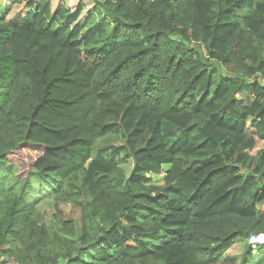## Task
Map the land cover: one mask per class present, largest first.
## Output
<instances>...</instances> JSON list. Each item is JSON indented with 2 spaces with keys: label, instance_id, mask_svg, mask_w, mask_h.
Here are the masks:
<instances>
[{
  "label": "trees",
  "instance_id": "16d2710c",
  "mask_svg": "<svg viewBox=\"0 0 264 264\" xmlns=\"http://www.w3.org/2000/svg\"><path fill=\"white\" fill-rule=\"evenodd\" d=\"M51 4L0 18V264H264V0Z\"/></svg>",
  "mask_w": 264,
  "mask_h": 264
},
{
  "label": "rangeland",
  "instance_id": "374dc122",
  "mask_svg": "<svg viewBox=\"0 0 264 264\" xmlns=\"http://www.w3.org/2000/svg\"><path fill=\"white\" fill-rule=\"evenodd\" d=\"M16 0H0V18L12 17L14 14L25 12L26 3L29 0H23L22 3H15ZM34 1V0H33ZM104 0H51V10L52 12H57L60 10V2L65 3L71 9H75L77 4L80 5V14L77 17V21L80 22L83 29L88 25L98 21L102 16V7L100 3ZM50 24L52 28H55L59 23L50 18ZM221 70V68H220ZM225 69L222 67V72ZM264 142L256 140L255 147L249 151L250 154H254L257 150L262 148ZM39 153L32 149L23 148L22 150L14 153L12 155L13 164L18 167V172H20L23 167L27 166L30 160L34 159ZM132 162H127L122 164L124 170L128 172L131 168ZM163 171V169L161 170ZM163 172H154L145 175L144 179L148 183H159L162 179ZM39 211L41 213L42 222L46 225L48 231L53 236L57 237L63 241H70L73 243H78L80 240V210L79 208L71 202H56L54 203L52 199L44 198L38 205ZM57 215V218L54 217ZM101 226H106L102 215L98 217ZM70 222L69 225L64 226L63 223ZM255 247V246H252ZM255 257L260 254L257 251L252 252ZM262 253H264L262 251ZM260 257L259 261L263 259ZM264 261V260H263ZM8 264H12L9 262Z\"/></svg>",
  "mask_w": 264,
  "mask_h": 264
},
{
  "label": "built area",
  "instance_id": "2783aa9c",
  "mask_svg": "<svg viewBox=\"0 0 264 264\" xmlns=\"http://www.w3.org/2000/svg\"><path fill=\"white\" fill-rule=\"evenodd\" d=\"M252 240L257 243H264V236L258 235V236H251Z\"/></svg>",
  "mask_w": 264,
  "mask_h": 264
}]
</instances>
